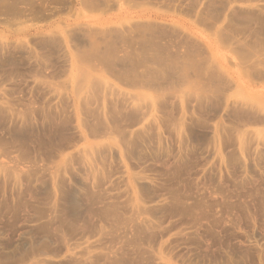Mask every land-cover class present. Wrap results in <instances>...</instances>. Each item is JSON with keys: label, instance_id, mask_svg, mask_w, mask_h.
Returning a JSON list of instances; mask_svg holds the SVG:
<instances>
[{"label": "rangeland", "instance_id": "374dc122", "mask_svg": "<svg viewBox=\"0 0 264 264\" xmlns=\"http://www.w3.org/2000/svg\"><path fill=\"white\" fill-rule=\"evenodd\" d=\"M0 264H264V0H0Z\"/></svg>", "mask_w": 264, "mask_h": 264}]
</instances>
